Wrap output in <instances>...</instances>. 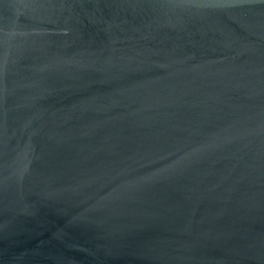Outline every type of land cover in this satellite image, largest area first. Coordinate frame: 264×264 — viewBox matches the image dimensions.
<instances>
[{
	"label": "water",
	"instance_id": "95a60500",
	"mask_svg": "<svg viewBox=\"0 0 264 264\" xmlns=\"http://www.w3.org/2000/svg\"><path fill=\"white\" fill-rule=\"evenodd\" d=\"M0 264H264V0H0Z\"/></svg>",
	"mask_w": 264,
	"mask_h": 264
}]
</instances>
